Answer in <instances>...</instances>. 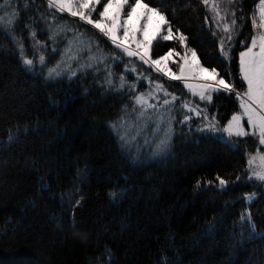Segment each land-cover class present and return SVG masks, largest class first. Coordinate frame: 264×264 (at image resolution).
Returning <instances> with one entry per match:
<instances>
[{
  "label": "trees",
  "instance_id": "obj_1",
  "mask_svg": "<svg viewBox=\"0 0 264 264\" xmlns=\"http://www.w3.org/2000/svg\"><path fill=\"white\" fill-rule=\"evenodd\" d=\"M140 1L173 33L154 42L152 58L180 46L182 35L202 66L242 93L238 52L257 0L233 2L239 31L228 59L208 3ZM7 12L17 13L15 23L4 20ZM0 17V264H264V190L246 168L254 139L220 138L201 118L188 127L178 120L154 155L118 131L146 77L163 82L150 66L130 63L136 56L45 0H0ZM59 20L96 39L61 69L67 37L52 29ZM193 102L221 126L239 110L235 95L221 90Z\"/></svg>",
  "mask_w": 264,
  "mask_h": 264
},
{
  "label": "rangeland",
  "instance_id": "obj_2",
  "mask_svg": "<svg viewBox=\"0 0 264 264\" xmlns=\"http://www.w3.org/2000/svg\"><path fill=\"white\" fill-rule=\"evenodd\" d=\"M234 1L235 0H208V11L215 29L220 34L218 48L220 56L223 59H228L230 57L231 50L236 45V36L239 31L236 30L234 24L232 23L234 19L232 12ZM45 2L48 4L47 0H45ZM108 2L109 0H99V3H96L95 0H90L89 8L81 9L80 0H73V11H83L88 15L89 19L94 22L100 21L106 26L111 25L110 17L115 16L117 11H119L120 15L117 19L118 27L115 31V43L112 38L104 35L103 32L94 26V24H90L86 20L81 19L79 15L73 16L67 10L61 12L58 11L56 7L52 8L60 13L67 14L68 16L74 18L75 21L84 23L89 27L94 28L98 33L103 35L106 40H108L111 46L117 48L123 53V55H128L124 50L125 48L128 49V51L137 53L136 55H132L134 57L136 56L135 58L132 60L129 59L128 61L134 64L139 60L144 65L150 66L152 70L162 78L163 82L159 79L157 80L151 77H146V86L139 91L140 94L138 96L142 97L146 103L138 104L135 100L133 109L123 112L119 118L118 124L120 127H118V131L124 130L125 133L129 134V139L132 140L133 137L135 138L133 141H136L137 138V141L141 142L146 150H150V152L155 155V152L164 148L163 146L165 143L162 144V141H168L172 126L171 123L173 121L176 122L179 120V123L188 127L194 119L201 118V126H203L206 130H210L220 138L230 140L232 137L244 138L250 136L254 139V149L247 155L246 168L249 172L250 178L255 179V177L252 176V173L264 170V161L260 159L261 156H264V145L259 143L258 130H254L249 126L247 116L244 115V110L240 107L241 100L246 103H251L248 101L246 95L247 83L242 78L240 72V53L246 51L247 47L251 45L252 37L261 32L259 27H253V19L256 20L257 25L260 22L259 6L261 0H257L251 17L252 34L248 44L238 52V69L245 84L242 93L237 92L234 88H232V91L224 90L223 86L218 83L221 79L218 78L215 73L213 74L212 70L202 66L195 51L186 48L182 43L180 46H177V48L169 50L162 56L152 58L150 52L154 42L158 40H165L164 37L168 35H171L173 38L172 31L165 24V18L163 20L160 19L163 15L158 11H156V13L148 12L146 8L137 5V0H126V3L124 0H115L113 6L109 9L107 14L109 19H105L100 17V12L104 11V5ZM140 3L141 5H145L141 1ZM119 5L123 6L119 7ZM133 8H135L134 12ZM129 13H132L131 17H129ZM10 18L11 15L9 16V13L7 12V20H4L8 23ZM225 25L229 26L228 31H225ZM52 29L55 32H62V34H65V38L67 37L66 45L63 47V56L60 55V59H64L65 62L59 66L60 69L62 67H67L71 62L70 58L75 57L81 51L83 46L92 41H96V39L92 36L83 34L81 31L76 29L73 24L63 20H59V22L55 23ZM125 29H127V34L125 33ZM172 38L168 40H172ZM149 39H151L150 44L148 43ZM36 46L42 51L48 49V47L43 44H37ZM254 51L258 52L259 47L257 46ZM193 52L195 53V56H193ZM155 61H159V63H154ZM136 69L137 66L131 67V71H135ZM205 69H207V71H205ZM213 76L214 79L212 78ZM140 79H142V77ZM124 82L131 88L136 86L135 81L124 79ZM174 82L178 83V86L177 84H174ZM179 85L181 86L179 87ZM181 88L183 90H181ZM177 89H180V91L177 92ZM220 90L233 93L238 99L239 105V110L233 113L223 126L218 124L216 120L207 112L206 115L202 114V116H200V107H197L193 102L194 97L197 98L199 102H209L210 100L207 98L208 95L210 94L212 98L213 93ZM201 93L204 94L203 99L201 98ZM237 93L240 94L239 97L237 96ZM165 101H168V103L166 104ZM174 107H176L177 110L175 114L172 113ZM253 107L256 106L253 105ZM233 115H239L241 117L240 124L247 135H229V133L224 131V128L227 127L229 122L232 120ZM186 116L188 117L187 120H185ZM209 125L211 127H209ZM254 131L255 134H253ZM250 159L252 160L251 164H249ZM255 180L261 184L262 189L264 190V181ZM248 196L249 195H246V197Z\"/></svg>",
  "mask_w": 264,
  "mask_h": 264
},
{
  "label": "snow or ice",
  "instance_id": "obj_3",
  "mask_svg": "<svg viewBox=\"0 0 264 264\" xmlns=\"http://www.w3.org/2000/svg\"><path fill=\"white\" fill-rule=\"evenodd\" d=\"M11 0H8V3L10 4ZM49 7H56L58 11H69L71 15L77 16L79 15L81 19L86 20L90 24H94L96 28H98L101 32L104 33V35L109 36L113 39V42L116 41L115 31L118 27L117 19L120 15L119 11H117L116 15L113 17H110L111 19V25L106 26L100 21H93L88 18V15L84 13L83 11H73V0H47ZM96 3H99V0H95ZM115 0H109L107 4L104 5V11L100 12V17L109 19L107 16L109 9L113 6ZM126 3V0H124ZM205 4L208 3V0H203ZM90 0H80V8L86 9L89 8ZM137 5L142 6L147 9L148 12L156 13V9L154 8H148L147 5H141L140 0H137ZM123 5H119V7H122ZM94 10V9H93ZM135 11V8H133V12ZM13 17L17 15V13L11 14ZM132 13H129V17H131ZM3 17H0V30H2L3 25ZM161 20L164 19L163 16L160 17ZM259 24L257 25L256 20L253 19V27H259L261 29V32L258 35H254L252 37L251 45L247 47L246 51H243L240 53V72L241 76L244 79V81L247 83V98L248 101L251 103H246L245 101L241 100L240 107L244 110V115L247 116L248 124L250 127H252L254 130H258L259 132V143L261 145H264V0H261L260 6H259ZM10 23H15V20H10ZM233 24L236 23L235 19L232 21ZM229 30V26L225 25V31ZM125 33L127 34V29H125ZM35 35V33H33ZM172 36L168 35L165 36L164 39L168 40L171 39ZM185 37L180 36V41L183 43ZM148 43H151V39L148 40ZM119 46V45H118ZM259 47V51L255 52L254 49L256 47ZM129 56L136 55L137 53L128 51V49H124ZM193 56H195V53L193 52ZM45 58L43 56L40 57V62L43 64ZM23 63L25 65H28L30 68L33 65L32 59L25 58L23 60ZM154 63H159V61H155ZM207 71V69H205ZM56 72V69H49V75L51 76L52 73ZM212 73H215V69H212ZM59 75V73H56ZM75 75V73H73ZM178 78V77H174ZM214 79V76L212 77ZM123 79V77L121 78ZM111 83V81H109ZM219 85L223 86L224 90L232 91V86L229 84H226L223 79L219 80ZM159 87V86H158ZM213 90H219V89H213ZM239 93H237V96L239 97ZM201 98H204V94L201 93ZM209 100H211V95L209 94L207 97ZM137 103H146L142 99V97L136 98ZM167 104L168 101H165ZM255 105L256 107H253ZM258 109V110H257ZM188 117H185V120H187ZM241 117L239 115H233L232 120L229 122V125L224 128V131L229 133V135H238L243 136L247 135V133L244 132L242 125L240 124ZM114 127H116L114 125ZM209 127H211L209 125ZM255 134V131L254 133ZM11 139V138H10ZM133 139H135L133 137ZM121 140H124V137L121 136ZM166 143V141H162V144ZM260 159L264 161V156H261ZM252 163V160H249V164ZM252 176L255 177V179L259 181H264V170L256 171L252 173ZM219 179V178H218ZM239 179V177H237ZM220 185L221 187L226 186L227 182L223 179H220ZM115 195V194H113ZM249 201L254 200L255 193L250 194L248 197H246ZM250 216L241 217L242 223H247L250 221ZM253 231L252 235H255V226L252 225ZM261 238H264V235H262Z\"/></svg>",
  "mask_w": 264,
  "mask_h": 264
}]
</instances>
